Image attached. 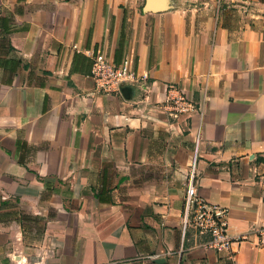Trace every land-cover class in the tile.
<instances>
[{"label":"crops","instance_id":"1","mask_svg":"<svg viewBox=\"0 0 264 264\" xmlns=\"http://www.w3.org/2000/svg\"><path fill=\"white\" fill-rule=\"evenodd\" d=\"M145 4L0 0V264H264L182 231L198 132L200 194L232 236L264 224V0ZM97 52L146 84L98 93ZM168 84L203 116L167 115Z\"/></svg>","mask_w":264,"mask_h":264},{"label":"built area","instance_id":"2","mask_svg":"<svg viewBox=\"0 0 264 264\" xmlns=\"http://www.w3.org/2000/svg\"><path fill=\"white\" fill-rule=\"evenodd\" d=\"M95 88L98 93L106 95H118L126 86L136 83L146 84L148 75H139L134 67L133 60L126 57L120 64L112 61L105 53L93 54V66L91 72ZM144 91L146 87L142 88ZM166 96L158 101L164 112L174 119L189 115L191 112L200 111L203 116L202 104L198 105L174 84L167 85ZM200 132L195 141L194 163L189 176L185 193L184 213L182 217V231L185 234L189 228L199 234L209 236L204 246L216 251L231 250L233 244L252 241L258 247L264 248V224L254 227L250 234L235 237L229 233V208L208 201L198 189L195 172V162L199 151ZM158 254L154 257H160Z\"/></svg>","mask_w":264,"mask_h":264},{"label":"water","instance_id":"3","mask_svg":"<svg viewBox=\"0 0 264 264\" xmlns=\"http://www.w3.org/2000/svg\"><path fill=\"white\" fill-rule=\"evenodd\" d=\"M164 8H165V0H146L145 10L147 11L162 10ZM133 86H126L122 89V95L125 98L129 99L131 97Z\"/></svg>","mask_w":264,"mask_h":264}]
</instances>
